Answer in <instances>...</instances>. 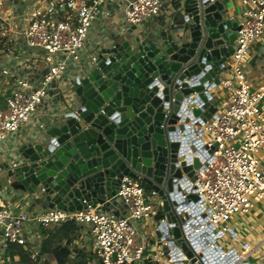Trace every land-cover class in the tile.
<instances>
[{
	"label": "built area",
	"instance_id": "built-area-1",
	"mask_svg": "<svg viewBox=\"0 0 264 264\" xmlns=\"http://www.w3.org/2000/svg\"><path fill=\"white\" fill-rule=\"evenodd\" d=\"M33 1L40 5L14 17L19 31L12 27L10 18L0 17L1 41L20 36L33 55L30 70L43 69L37 81L20 76L3 96L0 143L15 138L27 125L38 127L40 132L52 125L55 120L50 115L47 123L37 125V110L43 107L52 84L65 80L69 66L82 64L81 55L94 27L114 18L115 13L121 15L123 29L129 30L153 19L161 9V0ZM241 4L244 10L237 23L233 53L220 73L226 76L215 84V88L225 91V97L214 96L216 112L209 119L203 120L202 114L187 122L179 121L177 136L172 138L175 168L188 155L200 161L193 176L179 177L185 206L180 213L182 243L172 245V237L163 235L164 211L157 193L142 179L124 177L116 195L123 208L118 216L91 207L80 212L46 209L35 215L24 210L14 215L0 200V241L6 246L4 250L18 246L28 250L31 259L37 258V251L30 249L26 225L39 229L72 223L78 231L91 230L95 255L92 264H190L182 244L192 252L195 264H250L248 249L235 246L236 236L228 223L233 216L251 214L264 200V111L258 108L264 101V86L255 87L253 72L245 67L253 43H264V0H241ZM94 61L95 55L90 53L83 65ZM213 146L211 155L204 150ZM191 195L198 200L188 199ZM158 216L157 232L161 237L150 245L139 235V227ZM207 243L214 247L209 248ZM164 249L168 256H164ZM224 256L228 259L220 263ZM0 264H15V259L5 255Z\"/></svg>",
	"mask_w": 264,
	"mask_h": 264
},
{
	"label": "water",
	"instance_id": "water-1",
	"mask_svg": "<svg viewBox=\"0 0 264 264\" xmlns=\"http://www.w3.org/2000/svg\"><path fill=\"white\" fill-rule=\"evenodd\" d=\"M221 13L218 0H184L181 28L139 37L133 27L98 47L95 61L69 83L65 112L19 145L0 170L44 210L91 207L116 216L123 211L116 196L121 180L142 179L162 201L163 235L181 244L179 177L193 176L200 161L188 155L175 168L172 138L179 121L216 112L209 85L217 83L239 31ZM214 148L204 150L211 155Z\"/></svg>",
	"mask_w": 264,
	"mask_h": 264
},
{
	"label": "crops",
	"instance_id": "crops-1",
	"mask_svg": "<svg viewBox=\"0 0 264 264\" xmlns=\"http://www.w3.org/2000/svg\"><path fill=\"white\" fill-rule=\"evenodd\" d=\"M184 0H161L160 12L151 20L144 22L139 27H134L133 35L144 37L149 35L153 37L157 32L166 30L173 32L181 28V18L183 13ZM223 6L224 19H233L236 23L239 22L240 14L243 12L244 7L241 0H218ZM40 5L33 0H0V17L10 18L12 27L19 31L18 21L14 19L15 16L28 10L31 6L35 7ZM114 18L100 23L91 31L88 43L83 54L81 55L82 64H71L69 70L65 75V80L62 83L52 84L47 97L43 104L49 105L53 101L56 108L55 115H61L65 112L66 108L64 102L69 98L70 87L69 83L75 78V74L80 72L86 56L90 53H96L98 47L107 45L112 41H119L116 35L126 34L129 30H124L122 27V17L120 14H113ZM107 43V44H106ZM27 52V53H26ZM30 51L26 48V43L23 38L16 36L10 38L7 42H2L0 37V107L3 106V96L7 94L8 89L13 83V76L15 74L26 73L32 75L34 81L43 74L42 67H36L30 70ZM86 65V64H85ZM245 67L253 72L255 87L264 86V43L254 42L250 53L246 59ZM226 75H219L218 79L222 80ZM217 79V81H218ZM213 83L209 85V93L212 97L218 96L225 97V91L222 88H215ZM54 87V88H53ZM53 88V89H52ZM43 106L35 116V122L43 121L48 116ZM258 108L264 111V101L259 104ZM41 124V123H40ZM51 125H47L44 129L46 131ZM30 126L24 127L17 133L15 138H10L3 143H0V168L11 162L13 153L16 152L17 147L26 142L30 138H34L42 134L44 131H34ZM262 166L264 168V153L261 155ZM0 200L1 204L7 207L14 215H18L20 211L28 210L30 215L41 214L44 209L35 200L30 198L24 191L17 186L15 181L7 178V174L0 170ZM35 201V202H34ZM160 221V216L148 221L139 227V235L146 238L148 243H153L160 240V234L157 232V226ZM229 227L232 229L233 234L236 236L235 246L238 248L244 247L248 249V262L250 264H264V200L261 201L248 215H237L231 217ZM47 229H52L48 227ZM26 234L29 235L31 251H38L41 242L44 238L41 237L39 229L27 224L25 227ZM69 240H64L60 243L52 241L51 247L58 248L65 251L63 256L55 260H49L44 256L40 259L38 264H92L95 260V255L92 253V235L90 229L77 231L70 234ZM3 241H0V258L5 255H11L12 246L8 251L4 250ZM8 249V248H7ZM24 250V249H23ZM29 254V257L24 258L31 263V256L28 250H24ZM4 254V256H3ZM13 256V255H11ZM15 264H22L19 257L13 256ZM37 260V259H36ZM148 264V263H145Z\"/></svg>",
	"mask_w": 264,
	"mask_h": 264
},
{
	"label": "trees",
	"instance_id": "trees-1",
	"mask_svg": "<svg viewBox=\"0 0 264 264\" xmlns=\"http://www.w3.org/2000/svg\"><path fill=\"white\" fill-rule=\"evenodd\" d=\"M52 229L47 228H39V232L41 234V237L44 238L46 236V240L43 239L41 242V246L38 253V259L34 258L31 260L32 264H38L40 262V259L44 256L48 257L49 260H55L56 258L63 256L65 254V251L58 248L57 245H54L55 248L51 247L52 241H57L58 243L69 240V235L76 233L78 230L72 223H64L60 226H53L50 227ZM11 255L15 257H19L20 259H24L29 257V254L24 251L22 248H13L11 250ZM37 259V260H36Z\"/></svg>",
	"mask_w": 264,
	"mask_h": 264
},
{
	"label": "rangeland",
	"instance_id": "rangeland-1",
	"mask_svg": "<svg viewBox=\"0 0 264 264\" xmlns=\"http://www.w3.org/2000/svg\"><path fill=\"white\" fill-rule=\"evenodd\" d=\"M27 53V52H26ZM29 54V56H30V58L33 56L32 55V53L31 52H29L28 53ZM79 65H81V63L79 64ZM1 75V74H0ZM25 76V78L27 79V80H31L32 79V75H29V74H25V73H20V75H18V74H15L14 76H13V82H16L18 79H19V77L20 76ZM2 76V75H1ZM38 79H40V78H38ZM53 84H55V83H53ZM10 88H11V86H10ZM9 88V89H10ZM54 88V87H53ZM52 88V89H53ZM8 89V90H9ZM48 93H49V91H48ZM69 98H70V96H69ZM67 99L65 102H64V106H65V103L66 102H68L70 99ZM221 98V97H220ZM51 104H49V105H43V106H46L45 107V112L47 113L46 115H50V116H52L51 118L53 119V120H55V119H57V116L55 117L54 115H55V111H56V108H55V106L53 105V101H51L50 102ZM41 109V108H40ZM40 109H38L37 110V113L39 112V110ZM54 114V115H53ZM49 121V119L47 118V119H44L43 121H38V124H40V123H42V124H45V123H47ZM27 126H30L31 128H33V130L30 132V133H32V132H36V131H38V127H32L31 125H27ZM5 142V141H4ZM3 143V142H2ZM13 154H15V153H13ZM15 155H13V157H14ZM12 157V158H13ZM12 162H10V164H11ZM223 249L224 250H226L227 249V246H226V244L224 243L223 244ZM163 254H164V256H168V250L167 249H164V251H163ZM3 256H4V254H3Z\"/></svg>",
	"mask_w": 264,
	"mask_h": 264
},
{
	"label": "bare ground",
	"instance_id": "bare-ground-1",
	"mask_svg": "<svg viewBox=\"0 0 264 264\" xmlns=\"http://www.w3.org/2000/svg\"><path fill=\"white\" fill-rule=\"evenodd\" d=\"M208 244V243H207ZM208 247L209 248H211V247H214V246H210L209 244H208ZM197 250H198V248H197ZM228 259V257H226V256H224V258L222 259V261L220 262V263H224V262H226V260ZM232 259H234L233 258V256H232ZM230 262H235V260H231ZM22 264H29V262L27 261V260H22V262H21Z\"/></svg>",
	"mask_w": 264,
	"mask_h": 264
}]
</instances>
